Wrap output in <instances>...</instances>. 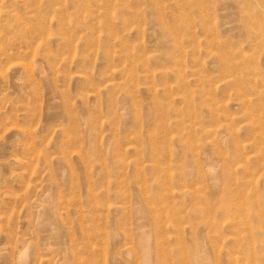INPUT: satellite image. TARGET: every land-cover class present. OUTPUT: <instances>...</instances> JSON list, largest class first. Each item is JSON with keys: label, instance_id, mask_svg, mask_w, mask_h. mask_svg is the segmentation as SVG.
<instances>
[{"label": "rangeland", "instance_id": "1", "mask_svg": "<svg viewBox=\"0 0 264 264\" xmlns=\"http://www.w3.org/2000/svg\"><path fill=\"white\" fill-rule=\"evenodd\" d=\"M0 264H264V0H0Z\"/></svg>", "mask_w": 264, "mask_h": 264}]
</instances>
